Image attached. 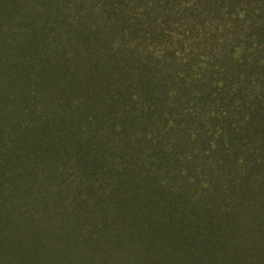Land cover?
I'll return each mask as SVG.
<instances>
[{
  "label": "trees",
  "instance_id": "trees-1",
  "mask_svg": "<svg viewBox=\"0 0 264 264\" xmlns=\"http://www.w3.org/2000/svg\"><path fill=\"white\" fill-rule=\"evenodd\" d=\"M246 3L73 0V264H264L262 209L237 230L208 193L264 184V41Z\"/></svg>",
  "mask_w": 264,
  "mask_h": 264
},
{
  "label": "rangeland",
  "instance_id": "rangeland-1",
  "mask_svg": "<svg viewBox=\"0 0 264 264\" xmlns=\"http://www.w3.org/2000/svg\"><path fill=\"white\" fill-rule=\"evenodd\" d=\"M249 2L242 14L264 41V0ZM256 186L230 199L210 188L209 207L239 230L248 210L264 214ZM244 238L235 231L232 247ZM0 264H73V0H0Z\"/></svg>",
  "mask_w": 264,
  "mask_h": 264
}]
</instances>
